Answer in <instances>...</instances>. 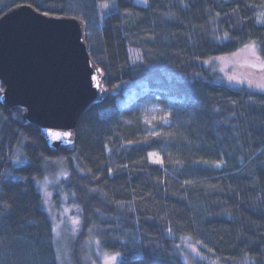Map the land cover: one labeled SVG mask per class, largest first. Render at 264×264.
<instances>
[{"label":"trees","instance_id":"trees-1","mask_svg":"<svg viewBox=\"0 0 264 264\" xmlns=\"http://www.w3.org/2000/svg\"><path fill=\"white\" fill-rule=\"evenodd\" d=\"M17 6L85 22L108 93L54 149L0 80V264H64L38 189L56 163L81 216L68 264L89 239L116 264H264V89L229 80L261 71L236 57L264 62V0H0V17ZM150 104L169 114L148 124Z\"/></svg>","mask_w":264,"mask_h":264},{"label":"water","instance_id":"water-1","mask_svg":"<svg viewBox=\"0 0 264 264\" xmlns=\"http://www.w3.org/2000/svg\"><path fill=\"white\" fill-rule=\"evenodd\" d=\"M86 36L79 18L30 6L0 17L4 101L26 110V121L54 149L72 145L78 120L107 97L104 73L89 54Z\"/></svg>","mask_w":264,"mask_h":264},{"label":"rangeland","instance_id":"rangeland-1","mask_svg":"<svg viewBox=\"0 0 264 264\" xmlns=\"http://www.w3.org/2000/svg\"><path fill=\"white\" fill-rule=\"evenodd\" d=\"M138 5H146L147 0H134ZM107 5V7L105 6ZM111 5V2L102 4L100 10V20L103 21L106 13L108 12V7ZM253 50V49H252ZM245 50L242 51L237 57L241 59H246L249 64L254 67H258L261 71L259 74H254L246 67L237 68L232 65L231 60L225 59L220 61L219 64L222 69H227V65L230 66L233 70L231 72V78H229L230 83L239 84L238 80H245L248 86L256 89H264L259 87V85H264V62L254 54L256 51ZM257 54V53H256ZM242 55V56H240ZM235 59V57H234ZM235 62V61H234ZM261 75V76H260ZM169 114V109L163 108L158 104H150L145 108V121L148 124H151L160 117H164ZM20 157V155H18ZM22 161V158H19V162ZM56 168H52L46 171L45 175L40 179L38 185L43 195V200L45 203V209L50 213L53 222L55 224V238L57 240L58 248L63 251L64 256H67V250L71 246L74 235L79 230L81 225V216L79 214V209L76 208V205L73 203V195L71 192L67 191V179L66 171L63 164L56 163ZM188 253L195 259L200 260L202 258L199 250L192 246L190 242L187 241L185 245ZM81 254V263L82 264H106V257L108 255L102 253L98 249L96 243L93 239H89L86 246L84 247ZM60 258L63 260L64 264H68L66 258ZM119 257L116 261L118 262Z\"/></svg>","mask_w":264,"mask_h":264},{"label":"snow or ice","instance_id":"snow-or-ice-1","mask_svg":"<svg viewBox=\"0 0 264 264\" xmlns=\"http://www.w3.org/2000/svg\"><path fill=\"white\" fill-rule=\"evenodd\" d=\"M107 7V5H105ZM264 67V65H262ZM259 87L264 88V85H259ZM57 137H59V133L54 134ZM65 135H70L69 133H66ZM119 254L111 255L106 257V264H116V261L118 259Z\"/></svg>","mask_w":264,"mask_h":264}]
</instances>
